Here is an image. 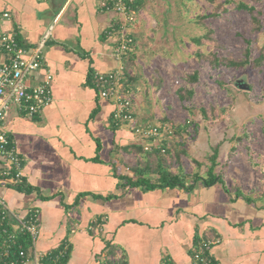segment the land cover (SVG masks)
Instances as JSON below:
<instances>
[{
	"label": "crops",
	"instance_id": "crops-1",
	"mask_svg": "<svg viewBox=\"0 0 264 264\" xmlns=\"http://www.w3.org/2000/svg\"><path fill=\"white\" fill-rule=\"evenodd\" d=\"M101 1L0 0V33L18 34L28 55L46 41L43 63L25 84L52 77V101L39 115H26L16 103L6 110L4 129L23 159L24 186L1 183L9 162L0 156V197L21 217L30 206L39 207L36 247L53 251L68 244L63 264H110V257L118 264H192L197 242L211 236L220 240L211 250L217 264H264V153L248 149L255 162L243 169L231 157V144L222 141L215 170L222 179H200L191 189L148 190L121 178L132 177L142 157L131 146L147 141L114 124L115 100L102 97L96 86L97 73L120 65L110 32L123 20L104 11ZM164 2L139 0L137 21L126 28L135 45L124 62L137 120L158 125L165 117H155V93L168 84L158 66L169 60L163 47L155 55V35L173 15L171 8L163 11ZM5 12L9 18L2 17ZM171 59L174 67L181 65L180 57ZM208 170L207 164L197 174L187 169L186 184L196 175L207 179ZM246 176L255 181L250 188L241 181ZM150 178L159 181L158 174Z\"/></svg>",
	"mask_w": 264,
	"mask_h": 264
},
{
	"label": "rangeland",
	"instance_id": "rangeland-1",
	"mask_svg": "<svg viewBox=\"0 0 264 264\" xmlns=\"http://www.w3.org/2000/svg\"><path fill=\"white\" fill-rule=\"evenodd\" d=\"M240 1L261 10V31L254 30L247 11L237 8ZM164 3L163 11L171 8L173 15L159 24L155 55H159L160 47L167 50L169 62H159L158 74L163 73L168 84L163 92L155 93V117L189 125L184 140L171 138L172 153H180L182 166L197 174L204 164H211L209 156L215 152L214 147L227 141L231 151L234 147L237 150V165L243 169L250 166L255 161L249 159L248 149L264 153L261 123L264 120V58L260 61L261 67L256 68L253 63L264 53V0H165ZM217 10L221 13L212 15ZM246 39L251 40L250 45ZM249 48H252L248 57L251 61L246 67L225 65L226 58L247 59ZM161 53L164 55L162 50ZM214 54L219 57V63L211 61ZM173 56L181 59L178 67L171 64ZM197 70L198 81L194 82L193 74ZM239 78L249 84V90L235 84ZM245 133L250 140L246 138L239 143L238 137ZM241 181L249 188L255 182L251 176Z\"/></svg>",
	"mask_w": 264,
	"mask_h": 264
},
{
	"label": "built area",
	"instance_id": "built-area-1",
	"mask_svg": "<svg viewBox=\"0 0 264 264\" xmlns=\"http://www.w3.org/2000/svg\"><path fill=\"white\" fill-rule=\"evenodd\" d=\"M139 0H102L104 11H114L122 16L119 26L110 32L116 36L114 56L120 62L118 68L106 73L95 75L96 86L102 97L115 100L113 122L116 126L127 125L140 138L147 141L145 149L159 145L160 139H171L173 128L139 122L133 111V91L126 82V61L135 45L131 31H126L137 21L135 4ZM5 12L3 18H9ZM43 40L34 47L33 55L28 47L20 42L15 35L0 33V53L5 54L6 60L0 61V156L9 162L1 172V183L16 187L24 183V162L15 145L10 141L4 129L6 110L10 104H18L19 109L26 115H39L52 101V77L48 76L35 86H27L25 78L40 68L43 63ZM165 151V150H164ZM40 209L32 205L25 217L10 210L5 200L0 197V264H63L69 256V246L64 244L53 251H40L36 242L40 235ZM28 238L30 245L26 248L22 239ZM220 240L208 237L199 240L194 248L192 264H217L211 254L214 245ZM110 264H118L110 257Z\"/></svg>",
	"mask_w": 264,
	"mask_h": 264
},
{
	"label": "trees",
	"instance_id": "trees-1",
	"mask_svg": "<svg viewBox=\"0 0 264 264\" xmlns=\"http://www.w3.org/2000/svg\"><path fill=\"white\" fill-rule=\"evenodd\" d=\"M139 4V1L134 5L135 10L137 9V6ZM224 6V5H222ZM237 8L240 10H245L251 17V22L254 27L255 31H261L262 29V22H261V10L258 9L255 5L248 4L244 1H240L237 3ZM221 5L218 6L220 8ZM218 10L213 13L212 15H218ZM210 16V15H209ZM16 38L21 41L20 36L17 34ZM251 44V40L246 39ZM252 48H249L246 52L247 59L244 61H237L234 59H228L226 58L224 62H226V66L228 68L238 67V68H244L247 66L248 63H250L251 60H249V55L251 54ZM215 57L213 60H211L213 63H219L220 59L217 57L216 54H214ZM264 58V53H261L259 57L255 58L253 61L254 65L257 67L260 66V61ZM198 74L199 71L197 70L193 76L195 77L194 82L198 81ZM195 89V88H194ZM194 91V90H192ZM195 92V91H194ZM258 121H256L257 123ZM255 123V124H256ZM259 123V122H258ZM261 123H263V131H264V120H261ZM163 127H171L173 128V138L177 141L184 140V134L187 133V127L189 126L186 124H174L171 122L168 118H165L162 121ZM198 132V131H197ZM239 138V143L243 142L244 139L247 138V140H250L248 137V134H244ZM171 139H163V141H160V144L157 146H153L150 149H145V147H142L140 145L131 146L133 150L138 152L142 157L141 160H139L135 167L132 168L133 176H122L121 178L123 180H126L127 183L130 186L133 187H142L148 190L164 187V186H182L186 187L187 189H191L194 183L200 179L204 180L206 184H211L217 181L218 179L221 180L222 176L219 173H216L215 170L217 167H219V163L217 162V156H218V146L214 147V153L213 155L209 156V159L211 161V164L209 166L208 170V178H202L199 175H196L193 182L190 183V185L186 184V179L189 176L187 170L184 166L181 164V154L180 153H172V150L170 149V146L172 145ZM165 150V151H164ZM235 154H237V150L234 147L231 151V157H233ZM196 161V160H195ZM174 162H177L178 165H173ZM196 164L198 166H201V163L196 161ZM229 166V163L226 165H223L222 167L225 169ZM175 171V172H174ZM221 173V172H220ZM151 174H158L159 181L154 182L151 180L150 175ZM24 186V183L21 185H17L16 187L12 188H19L22 189ZM22 242L24 243L25 247L27 248L30 245V240L28 238L22 239ZM109 254H113L111 251ZM108 258V256H107ZM67 259L64 260V263Z\"/></svg>",
	"mask_w": 264,
	"mask_h": 264
},
{
	"label": "water",
	"instance_id": "water-1",
	"mask_svg": "<svg viewBox=\"0 0 264 264\" xmlns=\"http://www.w3.org/2000/svg\"><path fill=\"white\" fill-rule=\"evenodd\" d=\"M235 84L242 89L249 90V84L243 79L239 78L235 81Z\"/></svg>",
	"mask_w": 264,
	"mask_h": 264
}]
</instances>
